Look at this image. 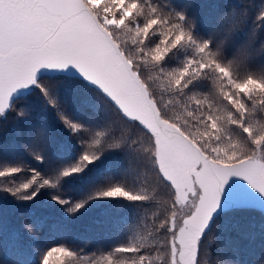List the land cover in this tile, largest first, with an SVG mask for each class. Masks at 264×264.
I'll use <instances>...</instances> for the list:
<instances>
[{
  "label": "snow or ice",
  "instance_id": "snow-or-ice-1",
  "mask_svg": "<svg viewBox=\"0 0 264 264\" xmlns=\"http://www.w3.org/2000/svg\"><path fill=\"white\" fill-rule=\"evenodd\" d=\"M5 153L0 196L33 207L0 202V264H264V0H0ZM93 207L89 231L125 207L140 227L99 255L50 242Z\"/></svg>",
  "mask_w": 264,
  "mask_h": 264
},
{
  "label": "trees",
  "instance_id": "trees-1",
  "mask_svg": "<svg viewBox=\"0 0 264 264\" xmlns=\"http://www.w3.org/2000/svg\"><path fill=\"white\" fill-rule=\"evenodd\" d=\"M210 0H205V4L209 3ZM215 4L223 5L225 7H237L242 0H214ZM215 8L208 6H202L201 11L205 15H210ZM237 24H240L239 19L236 20ZM249 27L251 26V19L249 20ZM61 139L67 143L70 147V150L62 157V159L67 162L74 160L79 155V148L69 139L68 134L59 130ZM19 158H22L24 163L28 164L32 168L37 170H43L44 165L38 164L28 157L23 151H20L18 154ZM55 159V156H54ZM17 156L12 154L5 153L0 155V164L3 163H15ZM110 165H118L120 169L127 168L128 163L125 159V155L122 152L107 155L102 159V161L97 162L98 169H106ZM113 174L116 179H120V174L113 168ZM64 188L66 191L71 192L75 196L81 195L83 191V181L78 179H69ZM46 199V197H44ZM0 202L3 203L6 209H22L27 207H33V205H19L13 201L10 197L0 196ZM153 211H156L155 209ZM47 215L53 220H63V210L60 209L55 204L47 210ZM122 218L120 229H111L104 228L98 229L93 228L89 231V226L92 223V220L99 217V211L93 207L89 212L84 213L75 221H66L72 226V233L70 236H65L64 233H53L50 235L49 240L52 243H61L66 242L74 248L85 250L89 256L93 254L99 255L104 252L111 245L116 244L125 239V230L130 228L140 227L137 216L138 214L131 207H125L118 214ZM151 217V213H149ZM20 220L17 215V226H19ZM211 261V264H215V257H208ZM81 264H88L87 260L81 262Z\"/></svg>",
  "mask_w": 264,
  "mask_h": 264
},
{
  "label": "rangeland",
  "instance_id": "rangeland-1",
  "mask_svg": "<svg viewBox=\"0 0 264 264\" xmlns=\"http://www.w3.org/2000/svg\"><path fill=\"white\" fill-rule=\"evenodd\" d=\"M232 184L233 187L232 189H230V191L237 198H245L251 196V192L249 191V188L243 182L234 179Z\"/></svg>",
  "mask_w": 264,
  "mask_h": 264
}]
</instances>
